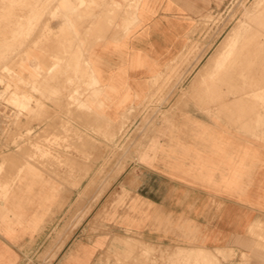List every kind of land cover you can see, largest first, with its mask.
Here are the masks:
<instances>
[{
    "label": "crops",
    "instance_id": "obj_1",
    "mask_svg": "<svg viewBox=\"0 0 264 264\" xmlns=\"http://www.w3.org/2000/svg\"><path fill=\"white\" fill-rule=\"evenodd\" d=\"M40 1L41 27L55 32L47 44L56 52L49 70L59 62L63 73L54 81L48 76L43 85L48 93L64 90L57 102L47 101L44 110L58 116V123L80 116L83 112L71 100L76 96L111 124L148 97L154 79L177 60L193 35L194 10L209 3L138 0L135 14H129L122 0H84L98 2L89 9L80 5L81 0H54L50 5L48 0ZM57 5L64 15L53 17ZM79 56L88 59L95 85L78 73ZM81 87L85 92L79 96ZM263 97L264 92L256 90L234 92L227 97L233 101L204 108V114L194 115L191 110L178 114L177 129L171 133L164 124L159 131L166 134L153 136L152 152L144 148V159L135 162L134 192L145 213L131 212L126 225L147 241L164 245L186 243L195 228L206 246L233 248L239 257L247 253L256 264H264V249L253 235L264 231V106L257 102ZM72 124L82 129L79 119ZM7 144L26 145L17 138ZM26 157L17 154L9 159L10 175L14 163L15 173L18 164L30 163L14 185L30 198L14 222L9 220L12 212L1 211L0 264H24L49 238L47 212L54 201L50 204L48 197L60 192L56 190L60 178L53 181L47 166L34 165ZM76 174L71 178L80 177L79 171ZM80 187H69L66 193L77 194ZM62 264H71L68 255Z\"/></svg>",
    "mask_w": 264,
    "mask_h": 264
},
{
    "label": "rangeland",
    "instance_id": "obj_2",
    "mask_svg": "<svg viewBox=\"0 0 264 264\" xmlns=\"http://www.w3.org/2000/svg\"><path fill=\"white\" fill-rule=\"evenodd\" d=\"M36 1L0 0V212L7 208L13 213L9 220L14 222L23 203L29 200V196L14 185L30 163L18 164L17 173L14 163L10 175V157L26 155L34 165L47 166L50 176L55 178L53 181L61 179L60 189H56L60 192L48 197L50 204L54 201L47 212L49 238L24 264H62L67 255L71 264H88L89 259L90 264H256V259L247 253L239 257L236 250L232 253L229 249L206 246L195 228L186 243L164 245L147 241L140 232L126 225L131 212L145 213V205L134 192V170L135 162L144 159L141 157L144 148L152 152L153 136L158 138L159 133L165 135L177 129L175 124L180 113L191 110L194 115L204 114V108L233 101L227 97L234 92H264V26L261 25L264 14L258 18V12L248 19L257 26L241 34L251 36L250 47L244 51L248 54L226 60L224 69L212 68L204 74L199 86H192L198 70L229 30L245 17L255 0H209L205 9L194 10L193 35L185 50L164 74L154 79L148 97L130 106L117 124L108 123L104 116L91 112L76 96L71 100L77 102L83 112L80 116H68L58 123V116L44 110L47 101L57 102L64 91L48 93L44 80L49 76L54 81V76L63 73L59 62L49 70L56 52L53 49L51 52L47 44L55 37V32L48 26L42 29L44 16H38L41 1ZM48 1L50 5L54 0ZM122 2L129 14H135L138 0ZM80 5L89 9L98 2L81 0ZM118 7L122 9L123 5ZM58 14L64 15L59 5L53 17ZM65 27L70 28L66 21ZM89 66L88 59L78 57V73L88 76L90 83L95 85ZM84 92L81 87L77 94L80 96ZM257 102L264 106V99L258 98ZM77 119L82 129L72 124ZM164 124L167 131L160 132ZM16 138L26 145L4 146ZM46 158L48 163L44 162ZM77 171L80 177L71 178ZM80 184L77 194L66 193L69 187ZM5 189L11 200L3 196ZM253 235L264 249V231ZM142 240L152 248L148 251L141 246L128 248L134 243L141 245ZM74 245L79 247L71 249ZM177 248L192 255L174 256V252L170 255V250ZM261 262L264 263V259Z\"/></svg>",
    "mask_w": 264,
    "mask_h": 264
},
{
    "label": "bare ground",
    "instance_id": "obj_3",
    "mask_svg": "<svg viewBox=\"0 0 264 264\" xmlns=\"http://www.w3.org/2000/svg\"><path fill=\"white\" fill-rule=\"evenodd\" d=\"M58 9H57V11H58ZM256 12H258V15H257L258 18L263 16V14H264V0H255L252 8L248 9L245 12V17H243V19H241V21L237 25H235L234 27H232L229 30V32L225 35V37L220 42V44L218 45V47L216 48L214 53H212V55L209 57L208 61L205 62L203 64V66L198 70V72H197V74L195 76V80L193 81V84H192L193 87H196L198 84H200L202 81H204V74L206 72H210V70H212V68L219 69L221 67V70H222L226 66L225 65L226 64V60H234V59H237V58H243V57H245L246 54H248V53H245L244 51L247 50L248 47H250L251 36H242L241 34H242V32L251 31V30H253L255 28L254 26H257V24H251L248 21V19L253 15V13H256ZM261 25L264 26V21L261 22ZM97 27H98V25H97ZM193 95H195V94L193 93ZM2 194H3V196H9V191H7L5 189V191L2 192ZM8 198L11 200L10 196ZM13 202L15 203V200ZM14 205H16L18 207V205L16 203ZM3 210H4V208H3ZM3 215H4V212H2V213L0 212V216L2 218H3ZM252 227H254V225ZM125 241H127V240L125 239ZM143 243H146V244H143ZM140 246L145 251H148V250H150L152 248V246L150 244H148L146 241H143V240L141 242V245L137 244V243H134V244L128 245V248L131 250V249L138 248ZM218 249H229L232 253L237 251V250L234 251L235 249H233V248H218ZM170 251H171V253H170ZM170 251H169L170 255L173 252L176 253V255L173 254L174 256L183 255V256H186V257H190L192 255L191 252L188 253L189 251H187V250H185L183 248H177V249L170 250ZM169 253H168V255H169ZM233 256H235V255H233Z\"/></svg>",
    "mask_w": 264,
    "mask_h": 264
},
{
    "label": "built area",
    "instance_id": "obj_4",
    "mask_svg": "<svg viewBox=\"0 0 264 264\" xmlns=\"http://www.w3.org/2000/svg\"><path fill=\"white\" fill-rule=\"evenodd\" d=\"M4 146H8V144H4Z\"/></svg>",
    "mask_w": 264,
    "mask_h": 264
}]
</instances>
